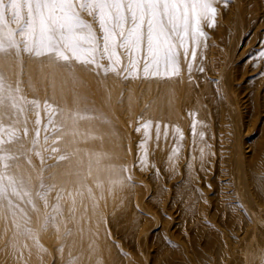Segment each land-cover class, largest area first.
<instances>
[{
    "label": "rangeland",
    "instance_id": "374dc122",
    "mask_svg": "<svg viewBox=\"0 0 264 264\" xmlns=\"http://www.w3.org/2000/svg\"><path fill=\"white\" fill-rule=\"evenodd\" d=\"M216 7L217 26L205 27L207 46L197 50L196 63L204 71H193L192 90L184 94L197 111L177 126L184 137L177 156L169 160L177 146L173 133L159 148L157 141L148 143V165L142 168L137 145L143 135L135 130L140 121L135 119L126 130L129 196L103 215V227L122 264H264V242L254 250L243 244L253 210L237 198L235 188L239 157L247 169L243 176L255 200L256 220L264 230V172L256 180L249 170L264 164V0H219ZM88 18L99 34L93 17ZM234 246L241 250L232 253Z\"/></svg>",
    "mask_w": 264,
    "mask_h": 264
},
{
    "label": "snow or ice",
    "instance_id": "6c2138e0",
    "mask_svg": "<svg viewBox=\"0 0 264 264\" xmlns=\"http://www.w3.org/2000/svg\"><path fill=\"white\" fill-rule=\"evenodd\" d=\"M219 0H0V211L9 212L14 218L17 214L27 215L21 204L30 205L36 209V201H42L48 207V194L57 191V203L53 212L61 214L59 200L63 189L57 190L56 174L48 177L44 172L54 168L56 164H45V158L39 151L42 167L39 169V187L34 189L31 177H25L19 171L20 159L7 145L20 139L17 124L23 123V133L28 134L27 120L18 117L29 110H35L37 117L41 110V102L29 100L22 89L23 56L39 60V71L44 73L49 69L48 79L53 88V95L43 102V111L47 117L44 125V143L51 139V154L58 153L59 143L65 136L79 135L80 121L101 120L110 123L103 113L86 104L81 107V101L86 98L74 94V107H61L55 101V81L52 74L57 69H64L74 79V63L97 75H116L122 81L132 79H182L183 64H186L188 80L193 79V71L202 73L204 68L196 63L198 49L207 44V28L217 26ZM227 4V0H225ZM86 12L93 17L98 26L99 34L93 23L86 21L81 13ZM9 57H14L17 67L16 86L7 83L6 72L12 69ZM264 58V52L260 53ZM107 61V65L103 61ZM142 66V67H141ZM31 87V81H29ZM120 103H123L121 98ZM148 105H146V108ZM7 119L8 124L4 121ZM36 125L41 124L39 118ZM153 122L148 120L135 130L143 131V139L138 143L140 166L148 165V142L152 139ZM192 133L196 135V122H193ZM168 126H164L163 136L167 140ZM204 139V133H199ZM40 129H35L34 148L39 144ZM95 138V137H93ZM161 138L160 123L155 125V140ZM177 146L172 149L171 161L179 152V141L183 140V132L179 127L174 129ZM19 152V150H17ZM201 160L205 152L200 150ZM50 154L49 159L53 158ZM72 153L56 157L57 161L70 159ZM31 164V159L25 157ZM108 154H95L94 160H89L87 175L79 177V183H84L91 175L93 164L98 171L107 170L118 175L119 182L132 180L124 166L103 165ZM191 167V165H188ZM99 186V185H98ZM89 193L91 189L88 188ZM81 194L82 193H78ZM56 215L45 217L43 227L49 223L56 226ZM19 227V225H17ZM30 234V230H25Z\"/></svg>",
    "mask_w": 264,
    "mask_h": 264
},
{
    "label": "bare ground",
    "instance_id": "6f19581e",
    "mask_svg": "<svg viewBox=\"0 0 264 264\" xmlns=\"http://www.w3.org/2000/svg\"><path fill=\"white\" fill-rule=\"evenodd\" d=\"M81 15L90 22L86 13L82 12ZM93 26L96 27L94 24ZM8 59L12 64V69L6 72L7 83L15 87L16 73L20 69L17 67L14 57ZM2 62L0 60V63ZM103 63L105 66L107 65L106 60ZM39 66V60L32 59L25 54L23 56V74L20 77L23 94L29 100L36 99L41 102L39 117L35 110L21 114L18 118L21 121L27 120L28 134L24 135L25 125L22 122L17 124L20 139L6 147L18 155L23 153L17 162L20 165L19 171L25 177H31L34 189L39 187L38 175L39 169L42 167L40 157L36 155V152L39 151L45 158V164L57 165L45 171L44 176L48 177L55 173V181L46 180L45 182L55 183L57 190L63 189L59 200L61 214L56 215L53 212L52 206L57 203V191L55 190L48 194V207H45L44 203L39 200L36 201V209L30 205L21 204L25 209L26 216L18 213L14 218L6 210L0 211V264H46L50 259L51 264H122L121 258L115 254L108 233L103 227V215L116 203L126 202L130 192L127 179L119 182L118 175L110 174L107 170L98 171L93 164L91 175L84 182L87 187H83L78 182L77 172L81 176L87 175L89 160H94L97 153H106L110 157L103 161V165L126 167L124 140L127 137V128L135 119L140 121L139 125L148 120L153 122L152 139L148 143L156 141L155 125L159 122L161 138L158 148L162 144H166L165 141L170 139L175 127L197 111L195 104L193 105L194 102L184 98V94H188L193 87L192 80H188L186 64L182 62V79H130L127 82L113 74L104 76L102 71L100 75H97L75 63L73 69L75 79L69 76L64 69L55 70L52 76L56 85L54 93L56 104L69 109L73 108L75 94L86 98L81 101V107L86 104L90 108H95L110 121V123L101 120L80 121L79 135L65 136L58 145L60 151L55 154H51L50 151L52 140L50 139L47 144L43 140L46 134L44 125L47 123V117L42 105L46 99L53 95V88L47 78L49 69L45 68L44 73L41 74ZM29 81H31V87ZM224 86L228 92L227 76H225ZM121 98L123 103L119 102ZM146 105H148L147 108ZM37 118L41 120L40 125L35 124ZM4 123L8 124L9 121L5 119ZM165 125L168 126L169 132L167 140L163 136ZM36 128L40 129V142L34 148L32 142L35 138ZM141 132L143 135V131ZM237 147L239 155L241 150L238 144ZM167 152L170 153V151ZM66 153H72L70 159L58 162L56 157ZM50 154L53 156L51 159H49ZM167 155L166 157H168ZM25 157L31 159V164ZM235 167L237 171L235 178L237 187L235 188L239 193L237 198L246 202L245 206L248 207L246 208L250 210V213L253 210V214L251 213L250 216L247 214L249 218L251 217V221L245 225L243 244L249 250L250 248L254 250L264 242V230L256 220L258 216L254 210L253 201L255 200L252 194L246 190L245 177L243 176L247 169L239 157L235 160ZM249 170H251V177L259 180L257 174L264 172V164L260 162ZM125 174L127 175V173L123 175ZM263 184L264 181H260V185ZM88 188L91 189V193ZM78 193H82V195ZM242 206L244 205L242 204ZM259 208L261 207L259 206ZM50 215H56V226L49 223L45 229L43 227L45 217ZM26 229L30 230V234H26ZM235 249V246L231 248L232 253L235 252ZM239 252L241 251H238V254ZM227 254L229 253L227 252ZM244 254L240 255L245 258ZM248 255L246 258H249Z\"/></svg>",
    "mask_w": 264,
    "mask_h": 264
}]
</instances>
